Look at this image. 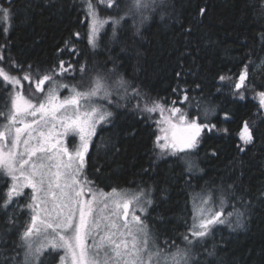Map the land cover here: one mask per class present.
I'll use <instances>...</instances> for the list:
<instances>
[{"label": "snow or ice", "instance_id": "obj_1", "mask_svg": "<svg viewBox=\"0 0 264 264\" xmlns=\"http://www.w3.org/2000/svg\"><path fill=\"white\" fill-rule=\"evenodd\" d=\"M156 2L82 0L91 55L66 40L58 51H66L68 58L61 56L47 67L16 61L8 51V44H0V87L7 86L8 94L7 110L0 109V117L5 120L0 125V179L10 181L0 202V219L4 221L0 227V264H217L216 249H209L208 241L215 240L221 226L232 231L246 227L245 212L238 205L249 209L250 204L244 203L245 197L239 192V177L194 198L192 223L180 234L181 246L175 239L161 240L160 236L166 235L163 227L150 228L147 219L148 210L155 203L153 192L157 191V199L166 200L167 188L149 187L133 192L113 188L105 192L87 172L97 127L111 124L115 117V112L106 105L128 107L120 101L129 99V94L143 101L131 106L138 114L147 113L149 118L154 113L160 116L155 121L159 128L154 140L158 152L149 168L144 169L146 172L154 171L161 160L173 156L177 159L171 163L183 165L188 183L195 175L194 169L203 171L195 163L201 146L212 135H230L224 125L235 120L234 113L227 109L217 113L216 108H208L203 113L194 112L189 118V110L196 101L194 93L201 85L195 83L190 89L184 70L176 72L172 92L177 99L170 102L147 98L120 70L121 62L118 56H113L112 45L126 51L128 41L124 37L129 33L142 39ZM7 4L6 8L0 6L5 35L9 30L7 22L16 14L14 0H7ZM100 5L106 10L104 17L100 15ZM206 11L201 6L197 16L204 18ZM107 25H111L110 35L105 34L102 47L101 33ZM184 31L190 34L192 29ZM73 36L78 39L80 34L76 32ZM260 39L264 41V35ZM241 46L249 48L247 43ZM101 51L107 54L102 72L96 70ZM135 51L137 56L141 55L138 49ZM254 52L250 49L244 53L245 62L235 77L228 74L218 77L221 86L217 91L223 95L222 86L226 85L231 103L258 101L252 116L242 121L237 133L236 147L240 153L255 149L264 122V86L257 89L252 82L256 70L264 68V59L257 63ZM108 61L111 68L107 67ZM25 83L29 86L27 96ZM65 89L68 94L62 97L60 93ZM249 92L253 93L250 97ZM114 96L119 97L115 103ZM217 115L219 119L210 118ZM69 136L73 137L71 147ZM204 151L209 158L219 155L214 148ZM93 167L97 173L101 171L100 167ZM25 189L31 192L26 195ZM20 211H26L28 219L17 227ZM157 219L163 226L165 217Z\"/></svg>", "mask_w": 264, "mask_h": 264}, {"label": "trees", "instance_id": "obj_2", "mask_svg": "<svg viewBox=\"0 0 264 264\" xmlns=\"http://www.w3.org/2000/svg\"><path fill=\"white\" fill-rule=\"evenodd\" d=\"M14 4L16 14L7 22V35L3 32L5 24L0 23V44H8V51L16 61L45 67L55 64L61 56L68 58L66 51H58L66 40L75 43L82 53L91 55L82 0H14ZM0 6L6 8L7 0H0ZM201 6L207 9L204 18L197 16ZM99 10L104 17L103 5ZM149 16L142 39L133 38L129 33L124 37L128 41L126 51L112 45V54L119 57L125 78L146 93L147 98L170 102L177 99L172 92L177 82L176 72L184 70L190 89L195 83L201 85L194 93L196 101L189 110V118L196 111L203 113L205 109L216 108L217 113L221 109L234 113L235 122L224 125L229 128V136L212 135L201 146L195 163L203 171L194 169L195 175L186 183L183 165L171 163L177 159L173 156L161 160L154 171H144L158 152L154 144L159 134L155 121L160 116L154 113L149 118L147 113L138 114L131 106L143 101L129 94V99L120 101L128 107L106 105L115 112V117L111 124L97 128L89 152V177L107 192L113 188L131 192L149 187L167 188L166 200L157 199V191L153 192L155 203L148 210L147 219L150 226L163 227L166 235L160 236L161 240L175 239L181 246L180 234L192 223L194 198L203 191L218 190L239 177V192L245 197L244 203L250 204L249 209L238 205L245 212L246 227L232 231L228 226H221L207 247H215L217 264H264V122L260 125L255 149L240 153L236 147L237 133L242 121L252 116L258 101L248 99L245 104H234L227 95L226 85L222 86L223 95L217 91L221 86L219 75L235 77L242 70L244 53L254 49L253 59L257 63L264 59V41L260 39L264 35V3L262 0H157L155 11ZM110 27L107 25L101 33L102 47L105 34L110 35ZM188 27L192 29L190 34L184 31ZM76 32L80 34L78 39L73 36ZM245 43L249 48L241 46ZM106 59L107 54L99 52L97 71H103ZM111 66L108 61L107 67ZM252 82L257 89L264 86V68L256 70ZM6 87H0V109L5 111ZM117 100L119 97L114 96L113 102ZM210 118L219 119V116ZM4 122L0 117V125ZM207 148L216 149L218 157L206 156L204 149ZM93 165L101 171L97 173ZM7 182L8 178L0 179V202ZM17 216V227H20L25 222V212H18ZM159 216L165 217L163 226L157 219ZM3 223L0 219V227ZM12 236L15 238V232Z\"/></svg>", "mask_w": 264, "mask_h": 264}, {"label": "rangeland", "instance_id": "obj_3", "mask_svg": "<svg viewBox=\"0 0 264 264\" xmlns=\"http://www.w3.org/2000/svg\"><path fill=\"white\" fill-rule=\"evenodd\" d=\"M100 15H101V13H100ZM102 17V16H101ZM24 94L27 96L28 94H29V86L27 85V83H25V87H24ZM66 94H68V90L67 89H65V90H62L61 91V93H60V95L63 97L64 95H66ZM165 115H167V113H165ZM101 125V124H100ZM99 125V126H100ZM98 126V127H99ZM97 127V128H98ZM158 133H159V128H158ZM76 139V141H77V143H78V137H76L75 138ZM94 139V138H93ZM67 140H68V145H69V147H71V142H72V140H73V137H71V136H69L68 138H67ZM8 184V187H10V181L8 180V182H7ZM6 191H7V189H6ZM104 191V190H103ZM124 191H126V190H124ZM24 192H25V194L27 195L28 193H30L31 192V189H25L24 190ZM105 192H107V191H105ZM129 192H131V191H129ZM21 201H23L24 200V197H21V198H19ZM192 210H193V208H192ZM20 212H25V222L27 221V219H28V215H27V213H26V211H20ZM137 214H140V213H137ZM192 216H193V213H192ZM24 222V223H25ZM149 227L150 228H152V226H150L149 225Z\"/></svg>", "mask_w": 264, "mask_h": 264}]
</instances>
